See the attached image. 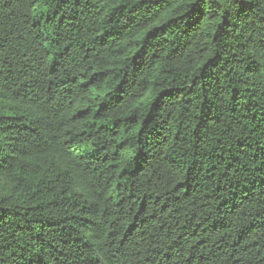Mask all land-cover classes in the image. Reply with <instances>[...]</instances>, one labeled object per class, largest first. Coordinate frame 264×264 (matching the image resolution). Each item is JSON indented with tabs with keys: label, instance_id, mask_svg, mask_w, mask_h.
I'll return each mask as SVG.
<instances>
[{
	"label": "trees",
	"instance_id": "trees-1",
	"mask_svg": "<svg viewBox=\"0 0 264 264\" xmlns=\"http://www.w3.org/2000/svg\"><path fill=\"white\" fill-rule=\"evenodd\" d=\"M0 264H264V0H0Z\"/></svg>",
	"mask_w": 264,
	"mask_h": 264
}]
</instances>
